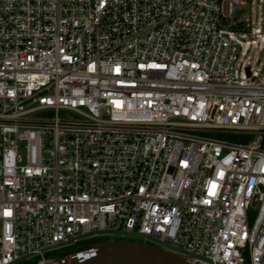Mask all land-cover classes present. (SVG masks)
I'll return each mask as SVG.
<instances>
[{
    "label": "built area",
    "instance_id": "obj_1",
    "mask_svg": "<svg viewBox=\"0 0 264 264\" xmlns=\"http://www.w3.org/2000/svg\"><path fill=\"white\" fill-rule=\"evenodd\" d=\"M250 2L0 0V264H57L93 238L264 264ZM224 131L251 138L206 135Z\"/></svg>",
    "mask_w": 264,
    "mask_h": 264
},
{
    "label": "water",
    "instance_id": "obj_2",
    "mask_svg": "<svg viewBox=\"0 0 264 264\" xmlns=\"http://www.w3.org/2000/svg\"><path fill=\"white\" fill-rule=\"evenodd\" d=\"M249 75V70L247 69ZM57 264H191L184 258L152 244L130 240H105L91 251L73 254Z\"/></svg>",
    "mask_w": 264,
    "mask_h": 264
},
{
    "label": "rangeland",
    "instance_id": "obj_3",
    "mask_svg": "<svg viewBox=\"0 0 264 264\" xmlns=\"http://www.w3.org/2000/svg\"><path fill=\"white\" fill-rule=\"evenodd\" d=\"M249 7L252 9V14L256 15V18L262 17V16L264 17V0H251V2L248 3V7H245L243 11L237 12V16L239 18H242L243 16L250 14ZM227 11H228V4L225 5V12ZM261 23H263L264 25V20L263 22L260 21L259 25ZM244 38L245 40H242ZM239 41L243 44L244 47L247 46L249 48L248 52L241 53L240 58H239V64L244 63V67L251 65L252 70L254 71V75L256 76V80L259 83L264 84V41L262 42V44L256 47H253V48H250L249 37L239 36ZM243 74L244 73H242V75ZM188 132L197 134V135L203 134L201 131H198V130H192ZM206 135L224 139L230 142H243V143H247L249 139L251 138V136L245 137L243 135H239V134H235L231 132H225V131L218 132L215 134L210 133Z\"/></svg>",
    "mask_w": 264,
    "mask_h": 264
},
{
    "label": "trees",
    "instance_id": "obj_4",
    "mask_svg": "<svg viewBox=\"0 0 264 264\" xmlns=\"http://www.w3.org/2000/svg\"><path fill=\"white\" fill-rule=\"evenodd\" d=\"M104 241H105V238L89 239V240H86V241L76 245V246L64 249L63 251L59 252L58 255L59 256H65V255L73 254L75 252H78V251L90 248L92 246H95V245L102 243Z\"/></svg>",
    "mask_w": 264,
    "mask_h": 264
}]
</instances>
